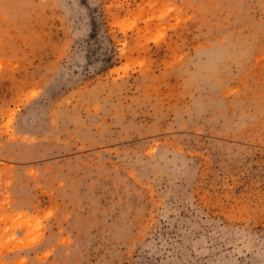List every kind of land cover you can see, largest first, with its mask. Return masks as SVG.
<instances>
[{"label": "rangeland", "instance_id": "rangeland-1", "mask_svg": "<svg viewBox=\"0 0 264 264\" xmlns=\"http://www.w3.org/2000/svg\"><path fill=\"white\" fill-rule=\"evenodd\" d=\"M0 264H264V0H0Z\"/></svg>", "mask_w": 264, "mask_h": 264}]
</instances>
